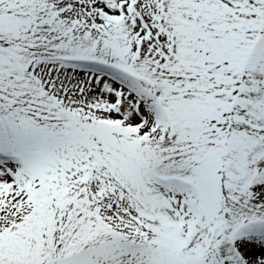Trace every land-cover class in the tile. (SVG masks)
I'll return each mask as SVG.
<instances>
[{"label": "snow or ice", "instance_id": "6c2138e0", "mask_svg": "<svg viewBox=\"0 0 264 264\" xmlns=\"http://www.w3.org/2000/svg\"><path fill=\"white\" fill-rule=\"evenodd\" d=\"M0 264H264V0H0Z\"/></svg>", "mask_w": 264, "mask_h": 264}]
</instances>
